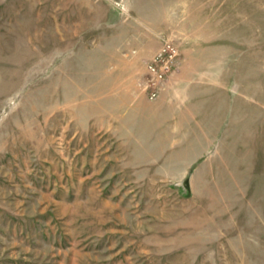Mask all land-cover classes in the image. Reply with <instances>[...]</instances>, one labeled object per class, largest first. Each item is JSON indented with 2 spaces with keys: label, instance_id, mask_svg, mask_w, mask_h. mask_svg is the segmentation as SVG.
Instances as JSON below:
<instances>
[{
  "label": "rangeland",
  "instance_id": "obj_1",
  "mask_svg": "<svg viewBox=\"0 0 264 264\" xmlns=\"http://www.w3.org/2000/svg\"><path fill=\"white\" fill-rule=\"evenodd\" d=\"M0 264H264V0H0Z\"/></svg>",
  "mask_w": 264,
  "mask_h": 264
},
{
  "label": "built area",
  "instance_id": "obj_2",
  "mask_svg": "<svg viewBox=\"0 0 264 264\" xmlns=\"http://www.w3.org/2000/svg\"><path fill=\"white\" fill-rule=\"evenodd\" d=\"M159 50L145 64L148 77L145 79L148 98L156 99L165 88V82L174 70L179 55L178 47L167 38Z\"/></svg>",
  "mask_w": 264,
  "mask_h": 264
}]
</instances>
